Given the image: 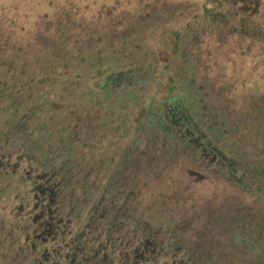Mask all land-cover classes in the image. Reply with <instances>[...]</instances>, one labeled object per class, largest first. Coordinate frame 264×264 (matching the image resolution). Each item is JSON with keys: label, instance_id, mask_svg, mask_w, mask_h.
Segmentation results:
<instances>
[{"label": "trees", "instance_id": "1", "mask_svg": "<svg viewBox=\"0 0 264 264\" xmlns=\"http://www.w3.org/2000/svg\"><path fill=\"white\" fill-rule=\"evenodd\" d=\"M184 1L199 4L197 0ZM206 1L234 8L216 12L217 7L212 11L203 7L202 13H196V19L206 21L219 37L227 32L264 44V20L261 23L253 18L259 0L202 3ZM174 9L177 6L168 2L162 10ZM109 13L112 11L106 17ZM128 16H121L113 30L109 24L98 29L103 31L92 32L85 19H75L66 8H60L52 17L43 16L32 32L21 35L22 28L17 33L11 20H1V139L15 129L17 136L12 134L10 142L19 139L31 153L46 158L74 159L76 146L90 144L93 150L78 152L77 157L89 162L96 148L102 150L105 160L115 159L111 174L133 180L147 173L158 174L156 171L182 158L214 173L217 166H208L201 157L200 145L205 139L194 143L185 128L194 131L195 137L201 131L210 139L209 149L220 150L229 161L219 172L237 192L249 197L246 204L227 207L232 210L236 206L235 212L252 207V203L264 208L260 199L264 196V94L252 97L233 111L234 115L226 105L221 111L212 109L191 63L201 25L186 23L183 31L162 30L163 25H157L163 36L154 38V27L142 35L145 23ZM178 111L191 119L185 122L181 117L178 121V116H172ZM229 121L246 126V135L262 145L255 150L254 162H247L229 139ZM120 140L124 144H118ZM97 164L86 167L94 173ZM191 170L183 166L181 176L192 178L196 174ZM231 236L235 238L225 237Z\"/></svg>", "mask_w": 264, "mask_h": 264}, {"label": "flooded vegetation", "instance_id": "2", "mask_svg": "<svg viewBox=\"0 0 264 264\" xmlns=\"http://www.w3.org/2000/svg\"><path fill=\"white\" fill-rule=\"evenodd\" d=\"M207 4L204 2V7L209 11ZM214 39L216 44L221 41L219 36ZM172 116H178V121L181 117L185 122L191 119L181 111ZM176 125L183 127L184 124ZM185 132L193 137L194 143L205 139L199 144L201 157L208 166H217L215 172L199 169L193 161L182 158L162 171L155 170L158 174L152 172L146 177L155 182L168 180L181 176L182 167L187 166L196 175L188 179L192 181L186 187L192 182L197 185L207 180L208 188L213 190L221 183L232 193L231 202L237 203L239 198L242 202L238 203L249 202V197L237 192L229 178L219 172L229 161L220 150L209 149L211 142L207 135L197 131L195 137L194 131L188 128ZM16 133L14 129L3 139L0 133V188L5 195H0V264H229L227 256L213 259L211 255L221 251L220 236L212 229L213 222L210 226L190 221L185 226L168 222L158 227L143 221L138 211L141 178L135 176L129 180L121 174L108 175V162L112 161L103 157L100 162L95 161L98 167L93 173L94 169L86 166L94 162L77 157L78 152L91 150L90 144L76 146L74 159L39 157L19 139L15 143L9 141ZM173 185L171 194L177 201L175 195L180 184ZM227 202L217 207L199 199L190 207L191 216L198 215L199 210L201 218L211 219L222 206L228 209ZM235 207L232 208L234 216L238 212V209L234 211ZM186 230L191 232L189 237ZM237 234L235 231L234 236ZM260 258L264 262V254ZM247 260L240 264H249Z\"/></svg>", "mask_w": 264, "mask_h": 264}, {"label": "rangeland", "instance_id": "3", "mask_svg": "<svg viewBox=\"0 0 264 264\" xmlns=\"http://www.w3.org/2000/svg\"><path fill=\"white\" fill-rule=\"evenodd\" d=\"M197 1L199 4H191L184 0H0V21L11 20L17 33L22 28V32L19 34L21 35L32 32L36 23L43 16L52 17L56 14L57 9L66 8L71 17L80 21H82L81 18L85 19L92 32L103 31L105 29H98H102L106 25L109 26V24H111L110 29L113 30L120 17L124 15H129L128 18L130 16L139 18V22L145 23L146 29L142 35H146L149 27H154V38L163 36L162 30L164 29L169 31L174 28L183 31L182 27L186 23L201 25L199 44H195L191 63L196 68L198 80L203 81L204 86L201 89L205 93L207 105L210 104L212 109L217 107L216 111H221L220 107L226 105L229 109L228 112L234 115L233 111H238L243 104L264 94V44L227 32L221 35L220 43L216 44L214 38L218 35L211 26L200 17L197 19L195 17L197 12L202 13L201 10L204 7L203 0ZM168 2H170V6H177V9L162 10ZM259 2V11L253 18L262 23L264 0H259ZM206 3H208L209 10L217 7L216 12L234 10L227 3L218 6H214V1H206ZM111 11L112 14L109 13L110 15L106 17L105 14ZM157 25H163L160 33H158L160 28ZM117 29H119L118 26ZM226 126L230 128L229 139H232L234 144L239 147L240 152L244 154V159L249 163L254 162L257 157L255 150L262 145L260 146L255 139H250V135H246L248 132L246 126L232 124L230 121ZM221 129L225 131L224 126ZM118 144L122 145L124 142L120 140ZM100 152L102 150L95 152L96 155L91 159L92 162L102 160ZM114 161L115 159L108 162V175L112 173ZM147 175H141V185L139 186L142 189L139 193L140 207L138 211L143 221L153 222L158 227L168 222L179 226H185L189 221L200 226H210L213 222L212 229L220 236L221 241V251L217 255L211 253L213 259H216V256L222 258L224 255L230 259L229 264H234L235 260H238L237 262L240 264L246 259L249 264H261L260 256L264 254V208L252 204V207L241 209L234 216L230 208L226 209L225 206H222V209L217 211L216 216L211 219L209 217L201 218L203 215L199 214V210L196 215L198 217H192L190 207L196 205L199 199H203L206 205L212 204L217 207L224 205L225 200L228 201L226 207L233 204L231 201L234 198L232 193L227 190L228 187L220 183L216 189L210 190L207 180L197 185L192 182L189 187H186L192 179L189 181L186 177L173 176L168 180L157 179L158 182H155L147 178ZM173 183L180 184L175 195L177 201L171 194L175 189ZM1 190L0 188V195L5 197ZM216 192V196H211ZM236 196L238 195L236 194ZM260 199L264 200V196ZM238 202H242L240 198L237 199L235 205H242ZM213 218L215 221H212ZM235 231L239 236H234V239L231 236L227 241L225 236L230 235L228 234L230 232L231 235H234ZM186 233L188 234L186 237L191 234L188 230ZM0 253H2L1 250Z\"/></svg>", "mask_w": 264, "mask_h": 264}]
</instances>
